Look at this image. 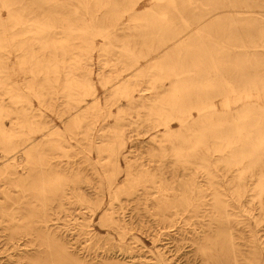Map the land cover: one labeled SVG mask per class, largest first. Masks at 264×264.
<instances>
[{
  "label": "bare ground",
  "instance_id": "bare-ground-1",
  "mask_svg": "<svg viewBox=\"0 0 264 264\" xmlns=\"http://www.w3.org/2000/svg\"><path fill=\"white\" fill-rule=\"evenodd\" d=\"M151 1L142 9L138 0H0L2 264H121L101 259L134 258L129 240L138 241L135 230L145 227L156 233L174 229L182 240L170 248L173 259L156 245V264H242L240 256L246 264H259L258 231L250 232L244 251L236 241L243 233L241 220L234 216L250 198L264 217V169L255 171L264 167V15L231 17L214 10L264 7V1ZM197 8L203 13H195ZM242 18L248 26L261 24L259 44L224 31L210 33ZM93 52L107 92L104 107L92 78ZM152 52L146 64L140 63ZM11 55L41 82L32 75L18 83ZM32 95L42 106L55 97L64 100L67 112L83 108L75 116L77 134L85 136L94 155L52 154V148L63 149L65 139L32 105ZM215 96L223 98L222 108ZM121 98L126 106L119 104ZM113 104L137 110L130 124L149 122L157 128L142 147L156 150V157L136 153L133 142L129 149L122 137L124 114L91 137L97 119L109 116ZM164 161L194 167L167 172ZM80 162L87 167L83 171ZM217 166L229 169L222 174H233L232 179H219L220 170L210 169ZM221 180L234 185L220 189L215 184ZM232 203L236 214L229 211ZM96 212L118 239L108 246L91 235ZM188 212L207 218H179ZM182 219L190 220L187 236L178 232ZM252 219L257 227L264 220Z\"/></svg>",
  "mask_w": 264,
  "mask_h": 264
},
{
  "label": "rangeland",
  "instance_id": "rangeland-1",
  "mask_svg": "<svg viewBox=\"0 0 264 264\" xmlns=\"http://www.w3.org/2000/svg\"><path fill=\"white\" fill-rule=\"evenodd\" d=\"M259 3H262L264 0H255ZM138 4H137V8H146L148 5H150L152 3L151 0H138ZM195 11V10H194ZM197 12L195 13H203L201 10H199L198 8L196 9ZM214 11L216 12H222L220 14H227L231 17H235V16H240V17H244L246 15H257V16H263L264 15V7H260L257 5H253L251 7H230V6H226V7H222V8H217ZM212 14V12H211ZM210 14V15H211ZM5 12L3 10V16H5ZM127 16H124L123 18L126 20ZM228 20V19H225ZM231 23V22H228ZM260 23H256V24H252L250 26L247 25V23L243 20V18L240 21H237L234 24H223L221 26H218V28L216 29H211L210 26H208V28H210V33H213L215 30L219 31V32H226L228 34H232L234 37H237V39L243 43H246L248 40L253 41L256 44H259L261 42V32L259 30L260 27ZM179 26H176V31H179L181 28H178ZM196 27V23L195 24H191L190 25V29H194ZM213 28V27H212ZM238 29V30H237ZM242 39V40H241ZM97 42L98 44H101L102 42V38L101 37H97ZM34 47V53H36L37 50V46H33ZM253 49H256L258 51H263V47L261 46H256V47H252ZM155 55V52L150 53L146 58H142L140 59V63H142L143 65L146 64V59L151 58L152 56ZM259 56H262L260 53L258 54ZM96 57H97V52H93V59H94V72L92 73V78H93V82L94 85L96 87V93L98 96V99L100 101V103L102 104V106L104 107L107 103V100H105L106 97V88L101 86L99 80H98V63H96ZM11 65L13 67V78L20 84H22L26 77L28 76H32L35 77V80H38V82H41V79L39 77H36L35 72L32 71V75L23 70L21 68V66L18 63L17 58L14 55H11ZM106 74H109L110 71L107 70L105 72ZM135 94H138L137 92H135ZM151 95V93L147 90L145 96H149ZM234 95H230V99L233 100ZM4 103L6 104H10V100L8 99L7 96H2ZM48 98H50V95L48 96ZM31 103L35 108L41 109L42 113L45 115V118L47 119V121L50 124V127H52V130H56V131H60L62 135V138L65 139L63 140L60 145L62 146V150L59 149H51V153L52 154H58V155H62V151L65 150V152L70 153V155L73 156H80L81 153H86V154H90V155H94L95 150H89V148L86 145L85 142V136L81 133L77 134V131H81V128H79L78 126L75 125V119H76V114L81 111L80 110L76 111L75 109H71L70 112L66 111V106L63 102H61V100H56L55 101V97H53L52 99H49L48 102V106H42L39 104L37 97L36 96H31ZM261 99L264 101V95L262 94ZM214 103L217 105V107L222 108V101L223 98L221 96H215L213 98ZM119 104L122 106H126L127 101L124 98H121L119 101ZM83 107H85V102H83ZM232 107L235 109L236 108V104L233 103V101L231 102ZM110 115L107 116L105 119L102 118H98L96 125L94 127L93 130V134H92V138H96L97 136V132L98 129L100 127H109L115 124L116 122V115L118 114H124L123 115V122L125 123V125L121 126L122 131H123V138L127 139V144L129 146V149H131V143L133 142L135 148H133V150H135L136 153L142 155H150L153 154L155 155V157L157 156L158 152L156 150H144L142 147L145 144H148L149 141H151L152 137H153V131L156 130L155 128H153L149 122H140L139 124L136 123H131L132 121L135 120L136 118V113L137 110L135 109H130L127 110L125 107H121V109L119 108V106L117 104H113L110 105ZM120 110H123L122 112H120ZM76 111V112H75ZM4 122L6 123V125L10 126V121L9 118L6 117L4 119ZM81 126H84V122H80ZM174 127L177 126L176 123L172 124ZM161 127V126H159ZM138 128V129H137ZM142 128V129H141ZM151 128V129H150ZM141 129V130H140ZM161 129V128H159ZM160 132V131H158ZM143 150V151H142ZM83 151V152H82ZM2 152L0 150V156H1ZM81 157H77V160H79ZM62 159H64L65 161L67 160L65 157H63ZM214 160V159H212ZM166 162V166L165 169L167 172H173L176 170L177 172L183 171V170H187L190 169L191 167H194V164H191V166L188 164V166L190 167H185L184 164H181L180 162H177L173 165V162L171 163V161H164V163ZM153 163V162H152ZM85 163L84 162H80L78 164V166H80L81 171H83V169H86L87 167L84 166ZM196 165V164H195ZM210 169H217L218 171L220 170V172L217 173V177L220 179H226V178H231L233 176V174H222V172L229 170L223 166H217V167H211ZM260 169H264V167H257L255 169V171H258ZM85 173V172H83ZM89 175V172H86ZM177 175V174H176ZM198 178H204V174H198ZM181 176H179L180 179ZM252 178H255V175L252 176ZM232 179V178H231ZM184 184H182L183 186ZM216 186H218L220 189H227V187L229 186H233L234 183H227L224 181H219L218 183L215 184ZM248 185H250L248 183ZM181 186V185H180ZM224 192H226L227 194H229V192L227 190H224ZM230 200V203L232 202L230 198H228ZM211 201V200H210ZM252 200L250 198L246 199L245 201V205L244 207L241 208V213H235L237 212V204L236 203H232L230 205L229 211L230 212H234L236 214V216H234L235 218H239L241 220V224L239 225V227L243 230V233L239 235V233L236 231V235H239V239H237L236 241H239L242 244V247H240L241 249H246V244L248 243V236L250 235V232L257 230V234L259 236V241H260V248L262 251L261 254V259L259 261V264H264V220H262L260 222V225L257 227L253 221L252 218H256V219H260V218H264L262 215L258 214L259 210L256 208H253L251 205ZM208 208V207H207ZM100 212H96V214L93 217V220L91 221V235H93V237L96 238V240L101 244V246H108L110 244L111 240H118L115 237V234L108 231L107 227L102 226L98 219L100 217ZM248 215V220L245 219L246 217H244V215ZM254 214V217H251V215ZM257 214V215H256ZM179 218H207V216L205 215V213H200V214H192V213H184L183 215L179 216ZM190 220H183L181 221L180 225L182 224L183 229H180L178 232L180 233H184L186 236L188 235L187 230H190V225H186V223H189ZM243 223V224H242ZM197 224V223H196ZM200 229V228H199ZM70 232V231H69ZM135 234L138 236L139 240L138 241H134L132 239L129 240L130 244V251L132 252V254L134 255V258L129 259V258H119L120 256L114 257L112 259H101V262H109L110 260H113L114 262H118L121 264H156L154 262V258H153V252L156 251V245L163 247L162 249L166 251V254L169 256V258L173 259V251L170 248H173L174 244L176 243H180L182 240L179 238L178 233L176 232V230L174 229H170V230H162L161 233H156L155 230H153L151 227H145L143 230H135ZM111 237H113L111 239ZM116 239V240H115ZM262 242V243H261ZM87 243H80L79 247L86 245ZM237 246V244H236ZM212 248H210V252H211ZM240 250V249H238ZM81 251V250H80ZM79 252V251H78ZM247 254V252H246ZM5 256V253L0 249V263L2 264L3 258ZM246 258V257H244ZM2 260V261H1ZM240 263L242 264H246V262L241 258H239ZM228 264H233V262H229Z\"/></svg>",
  "mask_w": 264,
  "mask_h": 264
}]
</instances>
